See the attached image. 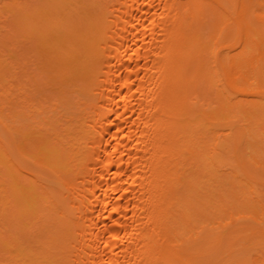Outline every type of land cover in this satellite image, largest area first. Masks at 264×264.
<instances>
[{
  "label": "bare ground",
  "instance_id": "6f19581e",
  "mask_svg": "<svg viewBox=\"0 0 264 264\" xmlns=\"http://www.w3.org/2000/svg\"><path fill=\"white\" fill-rule=\"evenodd\" d=\"M7 1L0 264H264V0Z\"/></svg>",
  "mask_w": 264,
  "mask_h": 264
},
{
  "label": "rangeland",
  "instance_id": "374dc122",
  "mask_svg": "<svg viewBox=\"0 0 264 264\" xmlns=\"http://www.w3.org/2000/svg\"><path fill=\"white\" fill-rule=\"evenodd\" d=\"M2 1H3V2H2ZM16 1H18V0H16ZM22 1H23V0H22ZM6 2H8V1H7V0H0V3H1L2 6L6 5V4H5ZM12 2H13V1H12ZM3 3H4V4H3ZM10 3H11V2H10ZM2 6H1L0 8H2ZM4 7H5V6H4ZM0 11H2V10H0ZM3 11H4V12H3ZM3 11L0 12V14L2 13L0 16H3V17H1V20H2L3 22H5V21H6L11 15H10V16L7 15L8 17H6V14H8V12H6L5 9H3ZM11 12H12V11H10L9 13L11 14ZM4 13H5V14H4ZM3 14H4V15H3ZM12 17H13V16H12ZM4 18H6V19L3 20ZM11 19H13V18H11ZM9 21H10V20H8V22H7V23H4V24H6L7 26H11L12 24H9V25H8ZM0 22H1V21H0ZM3 22H1V24H2ZM2 25H3V24H2ZM2 25H0V26H2ZM3 26H4V27H2L0 30H1V31H2V30H3V31H4V30L7 31L8 28H7L5 25H3ZM12 26H14V25H12ZM11 28H12V27H11ZM15 28H16V27H15ZM5 31H4V32H5ZM0 33H1V32H0ZM7 34H8V33H7ZM7 34H5V35H7ZM2 35H3V34H2ZM3 37H5V36L3 35ZM3 37H0V38H3ZM1 41H2V39H1ZM2 46H3V45H2ZM5 46H7V45L4 44V47H5ZM10 47H12V45H11V46H7V48L5 47V48H6L5 52L1 51V52H3V53L1 54V57L6 56V58L4 57L3 59L7 60V61H8L7 63H8L9 65H12L13 63H12V64L9 63V61L11 60V58L8 59V57H10L11 54H13V53L16 54V52H15V51H12V50H10V49H8V48H10ZM12 48H13V47H12ZM0 49H1V48H0ZM1 50H3V49H1ZM12 52H13V53H12ZM11 57H14V55H12ZM13 60H14V59H13ZM12 62H15V61H12ZM13 65H14V64H13ZM13 65H12V66H13ZM9 67H10V66H9ZM10 69H11V67L9 68V70H10ZM10 72H13V71H10Z\"/></svg>",
  "mask_w": 264,
  "mask_h": 264
}]
</instances>
